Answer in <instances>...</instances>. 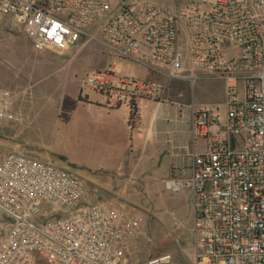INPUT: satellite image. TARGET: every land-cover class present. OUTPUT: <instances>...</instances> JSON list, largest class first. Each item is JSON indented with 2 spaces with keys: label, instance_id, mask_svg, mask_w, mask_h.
Wrapping results in <instances>:
<instances>
[{
  "label": "built area",
  "instance_id": "1",
  "mask_svg": "<svg viewBox=\"0 0 264 264\" xmlns=\"http://www.w3.org/2000/svg\"><path fill=\"white\" fill-rule=\"evenodd\" d=\"M5 22L59 54L95 39L163 78L192 84L201 71L222 80L223 120L216 105L191 104L202 150L191 152L188 176L164 185L191 193L193 264H264V0H0ZM84 84L128 108L163 89L110 70ZM14 98L0 88V121L17 119ZM130 214L59 160L22 151L0 158V264H126L137 226Z\"/></svg>",
  "mask_w": 264,
  "mask_h": 264
},
{
  "label": "rangeland",
  "instance_id": "2",
  "mask_svg": "<svg viewBox=\"0 0 264 264\" xmlns=\"http://www.w3.org/2000/svg\"><path fill=\"white\" fill-rule=\"evenodd\" d=\"M152 1L161 5L170 3V0ZM173 1L176 5H183L189 0ZM88 32L96 34L97 30ZM17 54L22 55V84L4 82V76L13 70V66L0 60V88L15 93L13 109L17 115L15 121H0V158L12 151L51 157L87 177L91 188L95 183L112 187L109 191L116 193L115 198L137 223L127 241L126 264H148L165 255L169 258L156 264H193V202L190 192L174 193L165 188L161 176L168 163L164 156H160L159 165L157 159L153 164V160L143 156V128H139L135 139L138 146L133 148L131 155L118 154V141L116 146L113 145L115 149L111 148V142L106 150L101 149L100 152H106L104 154L90 151L92 149H89L81 128L82 108L74 101L73 95L79 93L83 98L87 96L105 102L103 95L84 84L86 75L96 70H110L118 78L152 79L163 86L165 92L160 93L159 99L164 103L157 106L154 99L142 98L139 104L141 121L154 117L156 125L173 127V119L185 115L189 121L190 116L187 108H182L181 114L177 110L170 111L171 104L177 101L193 104L196 110L216 105L219 118L223 120V81L205 76L201 71L197 72L200 76L192 84L159 78L133 59L108 53L95 39L59 54L32 43L22 30L5 22L0 25V57L8 58L7 62L13 64L18 61L15 60L19 57ZM119 108L121 113L129 109L126 103L120 104ZM195 145L196 152L202 150L199 139ZM189 148L191 152L192 138ZM106 196L108 193L102 197L109 199Z\"/></svg>",
  "mask_w": 264,
  "mask_h": 264
},
{
  "label": "crops",
  "instance_id": "3",
  "mask_svg": "<svg viewBox=\"0 0 264 264\" xmlns=\"http://www.w3.org/2000/svg\"><path fill=\"white\" fill-rule=\"evenodd\" d=\"M16 56H19L15 59L18 61L13 64L12 62H7L8 58L0 57V60H2L5 64L8 63L7 65L13 66V70L8 74L6 73V76H4V82L22 84V55L17 54ZM179 81L186 82L182 80ZM175 90L179 92V97H181L179 89L176 88ZM161 92H165L164 89ZM159 95L157 99H159ZM80 96L81 95L79 93L75 94L73 95V99L75 102H77V104L81 105L82 108L83 118L81 128H83L84 130V137L87 139L89 149H92L90 151L96 152L97 154H104L106 152H100L101 149L106 150L109 142H111V148H113L114 146H116V143L118 141V154L128 153V155H131L133 153V148L136 145L138 146V143L135 142V139L137 138L139 128H143V156L146 157L147 160H153V164H156L157 159V165H159V163L161 164L160 156H164L168 163L165 169L166 171L161 176L162 182L171 178L186 177L190 174V154L193 150L196 149V141H194L192 138L191 127L189 126V121L185 118V115L181 116L180 119H173V127H171L169 124L156 125V120L154 117L150 119L147 118L144 120L145 122H142V119L140 117L141 115L139 110V101L137 105L136 118L133 124L130 125L128 123L129 109L121 113L119 111V106L110 107V105H107L105 102L101 101L98 98H89L87 96L85 98L81 96L82 99L80 100ZM157 99H154L155 103L157 104V106H161V103H164L162 102L163 100L159 99L161 102H158L159 100ZM85 107L87 109H85ZM171 107V112H173L172 110H177L181 114V109L187 108L191 113V104L188 105L183 101H177L174 103V105L171 104ZM120 120L122 121V125L120 124ZM191 138L192 151L190 152L189 146ZM78 173L82 178L86 180L87 177H83L80 172ZM93 185L95 186V188H98V192L101 197L105 193H108L109 196L111 195L110 197L115 198L116 193L109 191L112 187L109 188L98 185L96 183ZM109 196L106 197L110 198Z\"/></svg>",
  "mask_w": 264,
  "mask_h": 264
},
{
  "label": "trees",
  "instance_id": "4",
  "mask_svg": "<svg viewBox=\"0 0 264 264\" xmlns=\"http://www.w3.org/2000/svg\"><path fill=\"white\" fill-rule=\"evenodd\" d=\"M79 99L81 100V96L79 97ZM136 115H137V105L132 104L131 107H129V116H128V123L130 125L133 124Z\"/></svg>",
  "mask_w": 264,
  "mask_h": 264
},
{
  "label": "flooded vegetation",
  "instance_id": "5",
  "mask_svg": "<svg viewBox=\"0 0 264 264\" xmlns=\"http://www.w3.org/2000/svg\"><path fill=\"white\" fill-rule=\"evenodd\" d=\"M11 91V90H10ZM12 92V91H11ZM13 94H15L14 92H12Z\"/></svg>",
  "mask_w": 264,
  "mask_h": 264
},
{
  "label": "water",
  "instance_id": "6",
  "mask_svg": "<svg viewBox=\"0 0 264 264\" xmlns=\"http://www.w3.org/2000/svg\"><path fill=\"white\" fill-rule=\"evenodd\" d=\"M157 261L153 262V263H156Z\"/></svg>",
  "mask_w": 264,
  "mask_h": 264
}]
</instances>
